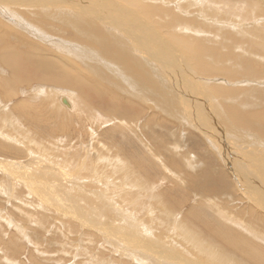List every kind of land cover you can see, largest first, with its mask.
<instances>
[{
	"label": "rangeland",
	"instance_id": "374dc122",
	"mask_svg": "<svg viewBox=\"0 0 264 264\" xmlns=\"http://www.w3.org/2000/svg\"><path fill=\"white\" fill-rule=\"evenodd\" d=\"M166 1L145 0L149 4L155 2L159 6H164ZM210 3L213 4L210 5ZM231 3L235 5L227 6V3L225 4L224 1L220 0L167 1L168 7L174 13L186 19L199 20L209 27L217 24L219 27H224L232 33H245L246 31L248 35L252 31L258 32V30H264V0H260L259 6L257 5L254 11L256 14L253 16L244 15V8L240 12L238 11V4ZM235 6L236 8L234 9ZM126 7L128 8V6ZM228 9L231 14H229ZM134 13H138L140 17L145 18V22H150L149 17L136 11V7L134 8ZM234 13H237V15H234ZM160 22L163 23L162 21ZM6 24L13 27V23L6 22ZM182 25H185L186 28H192V25L185 21ZM159 28L162 30V40L166 44L171 43L172 45L174 43L171 37L172 34L170 35L166 26ZM26 34L32 37L31 41H42L29 33ZM52 34L55 33H51L49 36L55 39L56 36ZM203 35L209 36V34ZM16 38L10 39V41L18 43L17 41L19 40L15 41ZM20 41L25 44L27 43L26 40ZM44 43L50 42L44 41ZM238 44V42L234 44L233 50ZM28 46H31V44H28ZM21 47L28 49L24 44ZM175 48H177L174 51L175 61L171 62L174 64V68L171 65L168 69L169 73H166L168 77L173 76V78H170V83L174 84L173 79L175 81L173 87L179 91L181 83H185L187 86L195 84L201 86L207 96L213 95L212 97L216 99L212 85L216 80H223L225 78L218 75H203L193 63L188 64L190 63L189 53L178 48L177 44ZM236 49L233 53L237 55H241V51L245 50V48ZM169 57L173 58V56ZM167 59L168 61L172 60ZM208 76L210 79L206 78ZM212 76L213 78H211ZM249 79H238L235 84H239V87L240 85L243 86V82H248ZM39 86L40 83L36 82L34 88H38ZM53 89V95L61 93L60 87L57 89L53 87ZM40 90H42L41 87L39 90L33 89L32 91L33 94H39ZM176 90L174 89V91ZM31 93L29 94L32 95ZM123 95L121 93L120 99H122ZM185 95L189 96L188 99L191 100L192 105L195 104L193 107L196 110L198 108L199 111L196 113V116L193 113L194 109L188 111V113L184 110L185 114L181 112V115L177 111L174 113L169 105H167L168 107L166 106L167 111L165 112L154 101L152 103L151 100H145L144 98L142 99L144 105L141 103L132 105L126 103L125 97L121 102L117 98L112 105H118L119 103L121 108L125 106L123 109H126V111L119 114L114 112L113 115L111 111H106V107H104V105L107 106V110H109V101L106 96L104 98L107 99L102 102L100 99H95L94 96V99H92L90 95V97H85L87 98V103L90 100L92 101H90L88 110L81 111L83 107L78 106L73 113L70 112V115H68V111L67 115H64V120L61 121L59 116L62 115L63 110L59 108L58 104L60 102L61 106L67 107L63 103V98H67V96H69L68 98L71 97L67 93H65V97L63 96L58 101L57 105L54 103L56 102L55 100H59L60 96L57 99L55 98L54 103L49 106L51 107L50 113L53 119L47 122L48 125L33 122V117L18 108L19 121L24 124V128L31 133L35 126L36 131L32 133V137L35 140L37 137V145L39 146H36L34 142H30L29 147L19 146L20 144L15 143L12 138L0 136V142H3L0 145V149L3 151L7 149L18 151V147L22 148V156L20 158L16 160L12 157L13 160L11 162H15L14 176L11 175L9 177L8 171L4 169L3 164V167L0 165V264H220L215 257L204 255L205 258L199 259V257L195 256V247H197V243L195 242L198 241H193L190 238V232L185 228L187 227L186 224L191 225L196 230L200 229L204 234L215 239L214 234L208 232L206 227H204L203 221L205 222V219H210V221L213 219L212 222L215 221L216 226L226 228L227 230L237 231L239 229L237 232L241 236L252 242L254 241L255 245L264 252V219H261V217L259 219L257 214L254 215L250 212L249 206L251 203L247 198H242L235 194L234 188H232L234 187L232 181L234 182L235 179L232 176H229L231 188L226 189V187H223L222 194H216V191L220 190L221 186L220 184L216 185L218 183L214 179H210V183H208L209 181L207 182V186L217 189L213 193H209V189L205 190L202 187L204 186V182H198V186L194 185L196 177H201L208 169L216 168L218 164L223 166L216 155L217 150H215V147L213 148L214 145L212 143H215L216 138L222 137V135H224L223 137L226 136L225 138L229 140V136L232 138V134L225 126L227 123L229 124L227 122L229 118L226 115L227 120L223 118L215 107L211 109V106L209 107L210 103H207L209 101L206 96L200 97V95L194 92L189 94L188 91ZM199 99L201 100L199 101ZM179 104L182 108L183 105L180 99ZM55 112L60 114L58 115ZM33 113H35L34 116H37L39 120L44 119L43 114L40 112V106ZM72 114L75 117L74 115L69 117ZM220 118H223V122ZM199 120L205 122L204 127L206 129L202 130L209 132L212 143L210 141L206 142L203 132L198 127ZM244 130L246 129L244 128ZM218 132L219 135L217 134ZM13 133L7 132L6 134ZM234 140L236 142L239 139L234 138ZM11 142L13 145H11ZM237 144L252 148L249 146V142L242 144L240 141ZM41 152L42 154H40ZM45 153L49 156L50 166L42 164L44 161L42 156ZM35 155L36 158L34 157ZM32 157L35 160L34 164L31 165L30 161L33 159ZM245 157L247 158V156ZM44 167L47 168L45 169ZM223 168L225 167L223 166ZM44 170L48 171L47 176H45ZM50 173L54 175V178L50 176ZM255 179L260 181V178L255 177ZM30 181L35 183V187L29 184ZM43 185L48 189H45ZM48 186L54 189L53 192L51 187ZM53 186L56 187L54 188ZM43 191L47 194L42 193ZM122 193H126V195L123 196ZM37 197L39 198L36 199ZM48 201L50 204H48ZM43 203L45 204L43 205ZM101 204H105V207ZM66 207L68 210L64 209ZM104 208L107 209L108 216L98 218L96 214L99 215L100 211H104ZM142 208L144 209L142 210ZM163 216H166L168 219ZM107 217H110V220ZM140 217H143L141 218L143 221L139 220ZM168 226L170 229H168ZM177 226H180V228ZM143 229L146 230L143 231ZM157 230L159 234L156 233ZM136 231L145 233L141 234ZM185 233H188V235ZM140 237L142 238L140 239ZM148 238L152 242L149 243L148 240L150 241V239ZM170 238L171 241L169 240V243L167 240ZM175 239H179L180 242L174 243ZM190 241L192 242L191 244L189 243ZM171 242L174 245L173 249L171 248ZM176 245L179 247H176ZM181 246H187L186 248L194 253V255L190 256L187 253V249L182 251L183 248ZM203 249L205 248L203 247ZM231 249H233L232 253H235L232 255L233 258L230 257L231 261L228 260V264L231 262L238 263L240 259L244 262L240 261L241 264H249V262L250 264H260L251 262L248 258L244 257V254L242 255L240 254L241 252H237L234 247H231ZM169 253L175 254L176 258ZM180 259L182 263L179 262Z\"/></svg>",
	"mask_w": 264,
	"mask_h": 264
},
{
	"label": "bare ground",
	"instance_id": "6f19581e",
	"mask_svg": "<svg viewBox=\"0 0 264 264\" xmlns=\"http://www.w3.org/2000/svg\"><path fill=\"white\" fill-rule=\"evenodd\" d=\"M167 1L164 3V6H159L156 5L155 2H153V4H149L145 2V0H0V136L4 138L7 137L9 139L12 138L15 143L17 142L20 144L19 146L27 147L30 145V142H34L36 146H39L37 145V137L36 140L32 137V133L36 131L35 126L34 130L31 129L33 131L31 133H29L28 130L24 128V124L20 123L19 121L20 118L18 114V108L24 113L33 117V122H36L37 124H47L50 119H53L50 113L51 107L49 106L54 103L53 101L55 98L57 99L60 96L59 100H55L56 102L54 104L57 105L58 101L61 100L65 93L71 97L68 98L69 96H67L66 98L64 96L67 99L68 104H65L67 107L64 108L63 105L61 106L60 102L58 104L59 108L63 110V113L61 112L62 110L60 111L62 115L59 116L61 121L64 120V115H67L68 111V115H70V112L73 113V111L77 109L78 106L81 108L83 107V110L81 111L88 110L91 100L88 101L89 103H87V98L85 97H90V95L92 99L95 97V99H100L102 102L108 98L107 100L109 101V110H107V106L104 105V107H106V111H111L113 115L114 112L119 114L120 112L126 111V109H123L125 106L121 108L119 103L118 105H112V103L115 102L117 98H119L121 102V100L125 97L124 100L126 103L132 105L136 103H141L144 105L142 101L144 98L145 100H151L152 103L154 101L155 104L165 112L167 111V105L170 106L174 113L176 111L177 113H184V110L188 113V111L194 109L193 113L196 116V113L199 111L198 108L196 110V108L193 107L195 104L192 105L190 102L191 100L188 99L189 96L185 95L187 91L189 94L194 92L195 94L200 95V97L206 96L209 101L207 103H210L209 107L211 106V109L212 107H215L217 112H219L223 118L227 120L225 115L229 118V121L227 120L229 124L227 123L225 126L231 131L232 134V138L229 136V140L225 138L226 136L223 137L224 135H222V137L216 138L215 143H212L211 135L209 132L204 131L206 129V127H204L205 122L199 120L198 127L203 132L206 142L208 143V141H210L214 145L213 148L215 147V150H217L216 155L225 168L218 164L216 167L217 169H208L201 175V177H196V183L194 185L198 186V182H204V186H201L204 187L205 190L209 189V193H213V191L215 192L217 189H214L212 184L211 186L213 188L207 186V182L209 181L208 183H210V179H214L215 182L218 183L216 185L220 184L221 186V189H218L220 192L217 190L218 192L216 191V194H222L223 187H226V189L231 188L229 176H232L235 179L234 182L232 181L234 185L232 188H234L235 194L242 198H247V200L251 203L250 206L248 205L251 210L250 212L254 215L257 214L259 219L260 217L261 219H264V78H262L264 76V30L261 29L260 31L258 30V32L252 31V33H249L250 35H248L246 31L245 33H232L228 29L221 26L219 27L217 24L213 23V25L209 27L199 20L186 19L181 17L179 14L174 13L171 8L168 7L169 4H167ZM220 1H224L225 4L227 3V6L235 5L231 2L237 3L239 9L238 11L241 12V9L243 10L244 8V15L251 16L256 14L254 11L256 10L257 5L260 4V0ZM211 4L213 3H210V5ZM126 6H128V8ZM135 7L136 11L149 17L150 22H145V18L142 16L140 17L138 13L135 14ZM235 8L236 6L234 9ZM228 12H230L229 9ZM229 14H231V12ZM234 15H237V13H234ZM5 21L7 23H13L12 25L16 30L10 25L6 24ZM184 21L188 22V24H191L192 28H186L185 25H182ZM163 26H166L170 32V35L172 34L171 37L173 38L175 45L177 44L178 48L189 53L190 63L188 64L193 63L203 75H218L225 78L223 80H216L212 85L213 93L216 94V99L212 97L213 95L207 96L201 86L195 84L187 86V84L181 83V88L184 90L180 88L178 91L175 87H173L175 84L174 79V84L170 83V78H173V76L171 75L168 77L166 73H169V67L174 65L171 62L175 58L174 51L177 48H175L173 42L171 45V43L166 44V42L162 40V30L159 27L163 28ZM186 29L188 30L186 31ZM49 32L55 33L52 35L56 36V38L54 39L53 37H50L49 35L51 33ZM26 33H29L30 35L42 41H31L30 39H32V37L28 36ZM203 34H209V36ZM15 37H17L15 41L19 40L17 42L20 44L12 43L10 41V39ZM20 40H26L27 43L25 44ZM44 41L50 43H44ZM237 42L239 44L236 48H245L244 51H241V55L233 53L235 50H237L236 48L233 50L235 47L234 44H237ZM23 44L26 45V48L28 49L21 47ZM28 44H31V46H28ZM169 56H173V58ZM167 58L172 60L168 61ZM208 77L206 78L210 79V77ZM211 78H213V76ZM241 78L250 79L248 82L244 81L245 83L243 82V86L240 85L239 87V84H235V82ZM178 80L181 82L179 78ZM36 82L40 83L38 88H42V90L38 92L39 94H33L32 91L33 89L39 90L38 88H34ZM53 87L55 89L60 87L61 93L53 95ZM174 89L176 91H174ZM121 93L124 94L122 99H120ZM104 96L107 98H104ZM179 99L181 100L185 109L183 106L182 108L180 107ZM200 100L201 99H199V101ZM39 102L40 104H38ZM189 102L190 104H188ZM156 105L155 107L157 108ZM39 106L40 112L44 116V119L42 120H39L37 116H34L35 113H33V111H37V107ZM92 108L94 109V107ZM60 113L56 114L59 115ZM73 115L74 114L69 117H72ZM189 119L191 118L189 117ZM17 120L21 127L19 126ZM244 128L246 130H244ZM7 132L14 133L6 134ZM217 134L219 135V132ZM234 138H238L239 140L235 142ZM240 141L242 144L249 142V146L252 148L240 144L238 145L237 143ZM2 143L3 142H0V145H2ZM11 145H13L12 142ZM4 148L7 149L6 147ZM21 150V147H18V151L15 149L14 151L9 149L3 151L0 149V165L2 166L3 164L4 169L8 171L9 177L11 175H15V162L11 161L13 158L17 160V158L22 156ZM42 152L40 154H42ZM45 154L42 156V159H44V161L42 160L44 162H42V164L50 166L49 156L47 153ZM245 156H247V158ZM34 157L36 158V155ZM35 158L30 161L31 165L34 164ZM242 164H244V166H242ZM44 171L45 176H47L48 171ZM50 176L53 177L54 175L50 173ZM255 177L260 178V181H257ZM29 184L34 185L35 183L30 181ZM38 184L40 183L38 182ZM33 187H35V185ZM45 189L48 188L45 187ZM53 190L54 189H52V192ZM42 193L45 194L46 192L43 191ZM124 195H126V193L123 194V196ZM38 198L39 197L36 199ZM44 204L45 203H43V205ZM48 204H50L49 201ZM101 205L104 206L105 204ZM64 209H67V207ZM143 209L144 208H142V210ZM96 215L98 218L106 217L108 216V211L106 208H104L103 212L100 211L99 215ZM109 218L107 217L108 220H110ZM141 218L143 217H140L139 220H142ZM212 220L213 219H211V221L210 219H205L203 224L205 225L204 227H206L208 232L214 234V238L216 240L204 234L199 228V230H196L191 225L186 224L187 227L185 228H187L190 232V238L193 241H198L195 242L197 243V247L193 245L196 248L195 256L199 257V259L203 258L204 255L211 256L213 258L215 257L220 264H228V260L231 261L230 257H232V255L235 253L234 251V253H232L233 249H231V247H234L237 252L239 251L241 252L240 254H244V257L248 258L251 262L264 264V252L255 245L256 243L254 241L252 242L244 238V236H241L240 233L237 232L239 229L237 231L227 230L226 228L216 226L215 221L212 222ZM157 221L155 222L157 223ZM126 223L128 224V222ZM170 226L172 225L170 224ZM180 226L177 227L180 228ZM168 229H170L169 226ZM145 230L143 229V231ZM156 233L159 234L158 230ZM185 234L188 235V233ZM182 235L184 236V234ZM141 238L142 237H140V239ZM171 238L167 241H171ZM148 242H152L151 239L150 241L148 240ZM178 242H180L179 239H175L174 243ZM189 243L191 244L192 242L190 241ZM195 243L193 242V244ZM201 246H203L205 249H203ZM173 247V242H171V248L173 249ZM176 247L179 246L176 245ZM181 247L183 248L182 251L187 249V246ZM139 248L141 249V247ZM131 251L133 250L131 249ZM187 253L190 254V256L192 254L194 255V253L190 252L188 249ZM170 255L176 258L175 254V256L173 254ZM180 261L182 260L180 259L179 262ZM240 261H242V259H240L239 262ZM238 263L231 262L230 264ZM242 263L244 262L242 261Z\"/></svg>",
	"mask_w": 264,
	"mask_h": 264
},
{
	"label": "water",
	"instance_id": "95a60500",
	"mask_svg": "<svg viewBox=\"0 0 264 264\" xmlns=\"http://www.w3.org/2000/svg\"><path fill=\"white\" fill-rule=\"evenodd\" d=\"M63 103L68 104L66 98H63Z\"/></svg>",
	"mask_w": 264,
	"mask_h": 264
}]
</instances>
